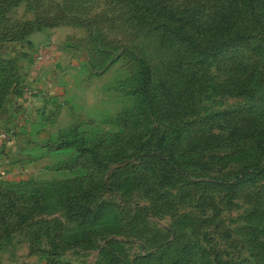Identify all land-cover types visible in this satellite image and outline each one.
Returning <instances> with one entry per match:
<instances>
[{
    "label": "rangeland",
    "instance_id": "374dc122",
    "mask_svg": "<svg viewBox=\"0 0 264 264\" xmlns=\"http://www.w3.org/2000/svg\"><path fill=\"white\" fill-rule=\"evenodd\" d=\"M123 14L115 0H26L6 16L13 28L45 23L21 42L0 44V55L16 58L20 70L38 68L36 86L24 89L25 95L37 90L45 102L24 117L27 124L18 133L0 132L6 138L0 143V190L12 189L26 202L38 193L52 197L77 177L94 190L92 200L81 204L95 211L106 203L107 210L92 228L63 203L24 218L23 209L6 208L7 197L0 196V264H167L165 259H187L180 251L192 240L216 264L264 259V174L229 188L225 182L255 156L253 150L227 133L233 124L224 118L210 128H185L170 120L172 108L158 110L157 86L141 83L138 57L160 76L172 56ZM41 46L48 56L37 59ZM213 70L208 74L216 76ZM198 87L181 98L184 119L244 109L240 97ZM153 125L164 138L179 135L180 157L199 161L174 171L173 183L158 179L168 173L154 171L152 156L136 155L139 139ZM75 158L81 161L76 169L64 168ZM87 227L84 238L62 239Z\"/></svg>",
    "mask_w": 264,
    "mask_h": 264
},
{
    "label": "trees",
    "instance_id": "16d2710c",
    "mask_svg": "<svg viewBox=\"0 0 264 264\" xmlns=\"http://www.w3.org/2000/svg\"><path fill=\"white\" fill-rule=\"evenodd\" d=\"M22 1L26 0H0V44L6 41L21 42L32 28L45 25L40 21H31L19 28L7 26L5 23L7 14ZM115 1L124 8L123 16L128 25L132 28L138 27L144 33H153L159 48L172 56L171 60H168L169 66L165 75L160 76L151 68L143 55L138 57L141 66V83L157 86V89L153 90L156 92L155 105L158 110L172 108L168 111L172 116L170 120L185 128L196 126L210 128L213 124L211 122L216 118H224L223 120L233 124L227 133L234 135L237 140L245 144L243 149L253 150L255 156L243 163L241 168L230 176L231 182L225 181L228 188L263 175L264 0ZM27 40V44L30 45L29 39ZM212 68L216 76L208 74ZM25 84L16 58L0 55V111L9 94L21 93ZM201 84L206 90L212 88L214 92L221 91L244 99V109L226 108L210 111L200 117L191 115L189 119L182 118L178 112L181 109L179 105L183 103L181 98L184 95L192 97L193 92L197 91ZM176 85L177 89L174 88ZM211 96H213L212 92L208 94V97ZM164 99L165 101L162 102ZM149 107L154 108L151 104ZM149 114L150 112L147 111L144 115L147 117ZM138 121L140 122V119ZM209 123L211 124L206 126ZM147 132L149 133H146V137L139 139L136 155H149L151 161L152 156L157 162L153 164L154 171L159 169L160 172L163 170L168 173L165 177L159 178L160 173L155 172L158 173V179L173 183L174 171L185 172V164L199 162L196 158L180 157L175 147L180 139L177 133L164 138V134L156 125L149 127ZM162 144H164L163 149H161ZM211 144L207 143V145ZM78 155L75 157L78 158ZM76 158L74 162L66 163L63 167L76 169L79 162L81 163ZM75 178L69 181L70 185H65V189L56 192L52 197L38 193L29 198L35 201L41 200L38 205L29 203V199L26 202L25 199L19 201L20 196L12 189L0 190V196L7 197L6 208L23 209L21 211L24 218H28L33 213H40L50 204L63 203L68 206L67 209H73L71 216L78 219L80 224L92 227L102 219V215L107 210L106 203L99 205L95 211L90 210L88 204H81V199L92 200L94 190L91 187L86 189L88 181L82 182L80 179L75 181ZM18 201L24 207L17 204ZM59 224L63 226L61 222ZM88 227L62 239L76 235L84 238ZM78 238L81 240L80 237ZM192 241H187L188 243H185L180 251L187 259H165L167 264H216L215 259H210L206 247H197L195 241ZM157 260L155 264H161L162 259ZM255 261L239 259L230 264H264V259ZM56 263L72 264L67 260L57 259Z\"/></svg>",
    "mask_w": 264,
    "mask_h": 264
},
{
    "label": "crops",
    "instance_id": "0c3cea01",
    "mask_svg": "<svg viewBox=\"0 0 264 264\" xmlns=\"http://www.w3.org/2000/svg\"><path fill=\"white\" fill-rule=\"evenodd\" d=\"M32 36V35H30ZM31 39V38H30ZM21 69V72L23 74V77L26 81V84L24 85L25 88H29L31 90L32 88H35V80L36 73L38 72V68L36 66H27ZM31 68V69H30ZM41 89H45L46 86L42 83H39L38 85ZM19 94L16 93H10L7 101L4 103L1 111H0V132H3L7 135H10L8 131L11 130V132H17L21 126H25L27 124V120L24 119V117L29 118L31 117V113L33 112L34 106L36 104H42V102H45L39 92H36L37 90H32L31 97L25 95V90ZM44 104V103H43ZM30 130V127L28 128ZM6 138L2 139L0 138V143L5 141Z\"/></svg>",
    "mask_w": 264,
    "mask_h": 264
},
{
    "label": "built area",
    "instance_id": "2783aa9c",
    "mask_svg": "<svg viewBox=\"0 0 264 264\" xmlns=\"http://www.w3.org/2000/svg\"><path fill=\"white\" fill-rule=\"evenodd\" d=\"M44 55H47L48 56V51H47V48L46 47L41 46V47H39L38 52L35 53V57L37 59H41V58L44 57Z\"/></svg>",
    "mask_w": 264,
    "mask_h": 264
}]
</instances>
